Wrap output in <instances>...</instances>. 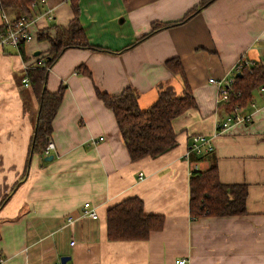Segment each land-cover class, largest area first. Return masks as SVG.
<instances>
[{
    "label": "crops",
    "instance_id": "crops-1",
    "mask_svg": "<svg viewBox=\"0 0 264 264\" xmlns=\"http://www.w3.org/2000/svg\"><path fill=\"white\" fill-rule=\"evenodd\" d=\"M200 1L79 0L89 42L106 50L67 49L49 70L48 89L65 86L50 136L52 160L29 155L40 104L23 82L49 42L37 35L25 42V59L17 46L0 47V204L9 195L0 207V264H264V84L240 108L251 120L218 132L227 114L210 81L232 78L241 59L264 65V0H216L135 43L155 22L182 21ZM44 8L54 14L50 32L75 15L70 0H47ZM4 13L19 16L0 7V27ZM173 57L181 59L197 105L174 119L173 149L132 161L96 89L116 95L133 87L148 109L161 83L185 89L166 64ZM80 65L91 76L79 73ZM195 134L211 136L215 148L189 160ZM214 161L223 183L247 185L245 214L192 218L191 173ZM134 196L146 213L164 216L163 228L146 240L108 239L107 210ZM86 202L97 219L84 215Z\"/></svg>",
    "mask_w": 264,
    "mask_h": 264
},
{
    "label": "trees",
    "instance_id": "trees-1",
    "mask_svg": "<svg viewBox=\"0 0 264 264\" xmlns=\"http://www.w3.org/2000/svg\"><path fill=\"white\" fill-rule=\"evenodd\" d=\"M34 0H0L3 10L14 9L19 16L31 17ZM216 0H201L180 22H155L151 30L138 38L140 42L152 33L176 24L199 13ZM75 13L68 25L53 24L54 34L44 30L37 36L40 41H48L49 48L42 57V63L27 68L26 76L34 95L39 101V116L34 130L29 155H43L53 132V121L63 100L65 86L52 92L47 87L50 68L70 48H87L106 50V48L89 42L84 31L79 10V0H70ZM18 16V17H19ZM4 31L0 27V33ZM24 41L19 47L20 53L26 58ZM42 55V54H41ZM168 68L182 78L185 89H178L171 83H161L157 90V99L148 109L139 104L137 89L126 87L121 93L112 95L96 89V94L114 113L118 131L132 161L146 157H157L173 149L178 141L173 121L188 109L197 105L196 99L185 76L184 67L179 57L166 62ZM79 73L91 76V71L84 65L77 68ZM229 99L223 104L226 114L236 106L243 107L252 99L253 91L264 84V65L256 63L251 67L245 65L233 72ZM248 187L246 184H226L220 180L216 162L205 170H193L190 176V213L192 218L202 216H231L246 213ZM5 195L0 204L8 201ZM106 231L110 240H146L153 231L163 228L165 218L161 214H149L144 210V202L134 196L124 199L107 210ZM1 238V236H0Z\"/></svg>",
    "mask_w": 264,
    "mask_h": 264
},
{
    "label": "built area",
    "instance_id": "built-area-1",
    "mask_svg": "<svg viewBox=\"0 0 264 264\" xmlns=\"http://www.w3.org/2000/svg\"><path fill=\"white\" fill-rule=\"evenodd\" d=\"M47 0H34L31 7L33 9V15L31 17L19 16L16 18H8L4 13V31L0 33V47L4 48L7 45L18 46L21 41L28 42L34 38V36L39 35L42 31L48 30L50 28L49 21L54 19V14L52 10L45 9L44 5ZM44 22V24L42 23ZM43 24V27L36 28L37 24ZM45 27V28H44ZM254 62L246 61L241 63L242 65L251 66ZM210 81L216 83L219 86V93L217 96V102H226L229 99V92L232 79H222L217 80L215 78H210ZM23 82L28 84L29 78L23 79ZM251 119L250 115L244 116L240 113V108L235 107L234 110L227 114L223 120H220L216 123V130L221 132L234 123L248 121ZM55 148L54 142L49 141L48 145L44 149L46 155L50 154L51 151ZM214 150V144L212 142V137L205 134H196L192 137L191 146L186 153V158L189 159L190 155L194 152L197 155H203ZM194 169H197V166H194ZM140 179L143 178V173H140ZM86 210L84 215L97 219L99 217L96 208L91 207L89 202L84 204ZM73 218H69V223L73 222ZM186 260H179V263L183 264ZM61 264V263H58Z\"/></svg>",
    "mask_w": 264,
    "mask_h": 264
},
{
    "label": "rangeland",
    "instance_id": "rangeland-1",
    "mask_svg": "<svg viewBox=\"0 0 264 264\" xmlns=\"http://www.w3.org/2000/svg\"><path fill=\"white\" fill-rule=\"evenodd\" d=\"M42 32H43V31H42ZM42 32H41V33H42ZM41 33H40V34H41ZM51 33L54 34V30H52ZM37 36H38V35H37ZM246 61H248V60H246V59H241V60L238 62L237 66H236V68L234 69L233 72H235V71L237 70V67H238V68H242L243 65L241 66V63H242V62L245 63ZM250 62H251V61H250ZM254 64H256V63L254 62ZM254 64H253V65H254ZM245 66H246V65H245ZM251 66H252V65H251ZM251 66H247V67H251ZM227 79H232V80H234L233 77H232V78H227ZM232 83H233V82H232ZM262 90H264V88H262ZM224 103H225V102H221V103H218V104H224ZM236 107L241 108L240 106H236ZM233 110H234V109H233ZM250 120H251V119H250ZM248 121H249V120H248ZM195 135H196V134H195ZM205 135H206V134H205ZM193 136H194V135H193ZM193 136H192V137H193ZM208 136H209V135H208ZM210 137H211V136H210ZM191 140H192V139H191ZM49 141H51V139H49ZM212 142H213V141H212ZM48 143H49V142H48ZM213 144H214V143H213ZM47 145H48V144H47ZM214 148H215V147H214ZM213 151H214V150H213ZM213 151L208 152V153H212ZM208 153H207V154H208ZM43 155L48 156V155H50V154L46 155L45 153H43ZM189 160H191V155H190V157H189ZM194 170H198V168H197V169H194Z\"/></svg>",
    "mask_w": 264,
    "mask_h": 264
},
{
    "label": "water",
    "instance_id": "water-1",
    "mask_svg": "<svg viewBox=\"0 0 264 264\" xmlns=\"http://www.w3.org/2000/svg\"><path fill=\"white\" fill-rule=\"evenodd\" d=\"M36 53L38 54L39 52H36ZM53 158H54V155L51 154V155L46 156V157H45V160H52ZM66 259H67V258L64 256V257L62 258V262L65 263V262H66Z\"/></svg>",
    "mask_w": 264,
    "mask_h": 264
}]
</instances>
